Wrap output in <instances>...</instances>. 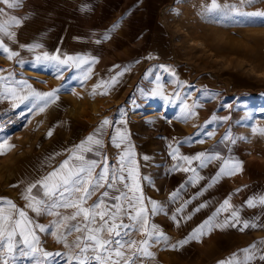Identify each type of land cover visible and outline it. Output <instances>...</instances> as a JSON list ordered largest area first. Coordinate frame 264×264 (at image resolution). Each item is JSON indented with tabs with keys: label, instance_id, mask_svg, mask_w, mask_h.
I'll list each match as a JSON object with an SVG mask.
<instances>
[{
	"label": "rangeland",
	"instance_id": "374dc122",
	"mask_svg": "<svg viewBox=\"0 0 264 264\" xmlns=\"http://www.w3.org/2000/svg\"><path fill=\"white\" fill-rule=\"evenodd\" d=\"M217 3L221 10L210 13L206 9L211 0H27L21 12L14 11L27 20L15 29L17 42H5L20 55L10 61L0 52V76L9 82L26 80L40 92L56 89L58 98L44 112L27 101L14 107L17 102L11 98L0 99V141L7 138L14 145L0 155V200L11 199L23 208L26 187L57 168L75 145L108 118L113 124L104 130L103 154L110 163L115 162L121 149L112 145L110 136L117 128L126 130L141 176L148 177L141 182L143 193L164 209L150 216V222L169 239L150 249L155 259L145 258V264H218L233 253L242 260L241 250L254 243V259L248 264H264L259 259L264 255L260 243L264 241V205L250 208L246 203L264 195V135L252 131L253 127L264 128V17L249 15L264 12V0ZM105 35L109 38L104 39ZM36 43L42 47L33 51L20 47ZM45 51L61 58L95 57L98 63L69 68L37 61L36 56ZM161 65L174 70L175 75L164 72ZM89 67L90 78L84 80ZM121 72L122 76L117 75ZM114 76L118 83L107 95L100 94L103 88L92 94L95 85ZM158 83L168 100L152 94ZM176 93L181 99H176ZM184 102L199 105L187 120L182 119ZM53 109H57L58 118ZM229 133L236 143H221ZM170 145L187 156L218 152L222 158L240 161L242 171L218 177L222 160L203 168L194 161L191 167L202 177L194 181L192 172L173 170L177 164L187 165L172 159ZM173 191H179L175 202L170 199ZM229 198L239 212L236 227L213 229L200 242L190 240L179 246V241ZM188 200L191 203L184 211L176 213ZM201 204L206 207L197 212ZM0 207L6 205L0 203ZM26 210L49 229L43 233L37 229L40 246L62 254L44 264H68V250L50 234L55 231L52 222L57 217L36 216ZM231 211L221 213L216 222L230 218ZM188 215L191 220L184 219ZM244 221L257 227L240 231ZM11 264H35V260L17 253Z\"/></svg>",
	"mask_w": 264,
	"mask_h": 264
},
{
	"label": "snow or ice",
	"instance_id": "6c2138e0",
	"mask_svg": "<svg viewBox=\"0 0 264 264\" xmlns=\"http://www.w3.org/2000/svg\"><path fill=\"white\" fill-rule=\"evenodd\" d=\"M24 2L25 0H0V5H2L0 6V52L6 54L10 61L18 57L20 53L12 50L5 40L17 42L15 29L21 27L27 17L21 18L13 13L23 7ZM206 10L210 13L215 12L221 10V5L217 3V0H211ZM249 15L264 17V12ZM118 26V24L114 25L113 28ZM108 38L107 35L104 36V39ZM96 42L100 43L99 40ZM20 47H27L29 51H33L41 48L42 45L36 43L27 46L20 45ZM36 60L54 62L60 67L69 68H81L84 65L98 63L95 57L66 55L61 58L59 54L50 55L46 51L37 55ZM160 68L164 72L175 75L174 70L167 66L161 65ZM91 71L89 67L83 76L84 80L90 78ZM117 75L122 76L123 72ZM156 80L159 81L160 76H156ZM117 83L115 76L110 81H101L94 86L92 94H96L97 88H103L100 94L107 95L108 89ZM152 94L164 97L162 85L158 83ZM175 95L176 99H181L179 93ZM8 98L17 102L14 107H19L27 101L31 103L32 108L44 112L49 104L55 103L58 97L56 89L40 92L26 80L9 82L7 77L0 76V99ZM198 106L184 102L181 109L182 119L187 120L194 116L193 108ZM120 111L123 114V110ZM112 124V120L103 119L92 134L70 150L68 157L57 168L30 183L25 189V194H22V198L27 202L23 208L18 207L11 199L0 200V203L6 205V207H0V264H11L17 253L21 257L34 259L35 264H44L54 255H62L46 251L40 246L41 241L37 235V229L41 233L49 229L32 219L26 209H30L36 216L47 214L57 217L52 222L55 231H51L50 234L57 243L68 250L65 254L68 264H145V258L155 259V253L150 249L154 245L166 242L169 238L157 224L150 222V216H155L164 209L156 200L147 198L143 193L141 182L147 180L148 177L141 176L134 146L126 130L121 131L117 128L110 136L112 145L121 149L120 153L114 157L115 162L110 163L107 155L103 154L104 130ZM252 131L254 134L264 135V128L253 127ZM206 134L213 135L212 132ZM48 135H52L51 130ZM223 141L236 143L230 133L223 137L221 143ZM199 142L203 143V140ZM13 147L14 145L7 142V138L0 141V155L10 151ZM170 147L172 148V159L182 161L184 165H187L177 164L173 170L192 172L193 177L190 179L194 181L202 179L196 172V168L191 167L194 161H198L199 167L203 168L212 161L222 160L218 177L233 176L242 171L240 161L222 158L218 152H199L193 156H187L181 155L178 147L172 145ZM87 154H94L102 159H92ZM143 159L146 161L148 157L145 156ZM34 189H37L36 194H33ZM93 197L96 199L93 200ZM178 198L179 191H173L170 199L175 202ZM189 203H191L190 200L180 204L175 210L176 213L183 212ZM246 203L250 208L256 207L257 204L264 205V195L256 199H248ZM149 204L150 208L147 207ZM204 207L206 205L201 204L196 211ZM61 209L64 211H60ZM230 209H232L230 218L217 223L216 217ZM171 218L176 222V226H179L177 216L173 215ZM184 219L191 220L192 216L188 215ZM238 223H240L238 210L233 208L230 198L225 199L212 216L193 229L186 239L178 242L179 246L182 247L190 240L200 242L201 238L210 235L213 229L236 227ZM249 227L255 228L257 225L244 221L240 231ZM137 235L142 238H134ZM260 243L264 244V241ZM256 247L254 243L249 248L242 249L244 253L242 260L238 259L236 253H233L228 259L218 261V264H248L254 259L251 249ZM172 248L179 250L177 245H173ZM259 259L264 261V255H261Z\"/></svg>",
	"mask_w": 264,
	"mask_h": 264
},
{
	"label": "bare ground",
	"instance_id": "6f19581e",
	"mask_svg": "<svg viewBox=\"0 0 264 264\" xmlns=\"http://www.w3.org/2000/svg\"><path fill=\"white\" fill-rule=\"evenodd\" d=\"M186 3V2H185ZM254 9V8H253ZM65 47V46H64ZM77 50V49H76ZM53 114L55 115V117L56 118H58L60 115H59V113H58V111H57V109H53Z\"/></svg>",
	"mask_w": 264,
	"mask_h": 264
},
{
	"label": "crops",
	"instance_id": "0c3cea01",
	"mask_svg": "<svg viewBox=\"0 0 264 264\" xmlns=\"http://www.w3.org/2000/svg\"><path fill=\"white\" fill-rule=\"evenodd\" d=\"M26 1L27 0H25V2L24 3H26ZM1 6V5H0ZM17 10H20V12H21V8H19V9H17ZM16 11V10H15ZM23 13H21V15H22ZM19 17H21L20 15H18ZM21 41V40H20ZM22 42V41H21Z\"/></svg>",
	"mask_w": 264,
	"mask_h": 264
}]
</instances>
